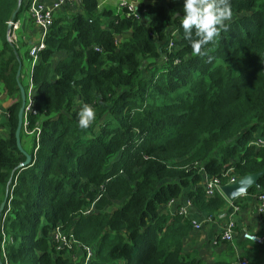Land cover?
I'll return each instance as SVG.
<instances>
[{"label":"trees","instance_id":"trees-1","mask_svg":"<svg viewBox=\"0 0 264 264\" xmlns=\"http://www.w3.org/2000/svg\"><path fill=\"white\" fill-rule=\"evenodd\" d=\"M77 3L55 13L33 66L35 113L20 133L31 162L18 168L16 73L32 59L6 33L30 2L13 18L18 0H0V84L11 100L0 139L1 264H76L81 247L94 251L90 264H197L183 247L192 226L166 205L185 195L215 215L225 202L206 197L203 174L264 171V148L249 145L264 137V0H230L232 18L203 55L179 29L182 0H139V19ZM85 104L96 118L81 129ZM258 184L247 194L264 192V176ZM57 228L77 244L51 250Z\"/></svg>","mask_w":264,"mask_h":264},{"label":"crops","instance_id":"crops-1","mask_svg":"<svg viewBox=\"0 0 264 264\" xmlns=\"http://www.w3.org/2000/svg\"><path fill=\"white\" fill-rule=\"evenodd\" d=\"M28 3L33 0H27ZM47 8H51L55 0H39ZM99 8L101 10H112L110 7L111 0H98ZM119 2V0H116ZM139 0H129L130 2L137 3ZM128 2V1H127ZM70 7V6H69ZM55 11V13L60 12ZM113 11V10H112ZM68 13V10H65V14ZM17 23L19 24V31L16 33V44L19 49V57L22 58V55L26 53L29 54V49L32 45H35L39 40L38 29L34 26L31 17L29 15L28 9L26 8L19 16ZM7 39V33H6ZM8 41V40H7ZM2 46L0 45V50ZM63 55H60L58 58H61ZM30 57V56H29ZM58 58L55 59V62L58 61ZM31 59V58H30ZM20 61V60H19ZM21 74L19 78V83L25 91L26 101L28 96L31 95V75L33 66L31 63H28V56L25 58L24 62L21 63ZM32 91V90H31ZM11 100L7 98L4 92V86L0 84V139L5 138L8 135L6 128H3L8 120L7 108L10 105ZM24 119V117H23ZM252 145V142L249 144ZM232 171L229 169V176L221 178H235L238 180L241 177H236L231 174ZM264 176V175H263ZM262 176V177H263ZM261 177V178H262ZM207 174H203V181L200 184L204 190L205 180L208 179ZM259 182V181H258ZM259 186V184H258ZM256 189V188H255ZM260 191V190H258ZM205 193V190H204ZM216 195V194H215ZM218 195V194H217ZM8 203V193H6ZM225 202V206L217 212L215 215L204 214L199 212L196 208L193 207L192 202L187 199L185 195H182L181 198L176 200V202H171L166 205V208L174 214L179 215V217L186 218L192 226L190 234L183 241L184 251L187 254L193 255L197 264H216V263H226V264H241L245 262L246 264H264V214L258 212V203L257 195L246 194L233 203H230L225 199L224 196L219 195ZM208 198V197H207ZM189 204V205H188ZM7 205V204H6ZM5 205V206H6ZM185 208L188 213H178V210ZM4 211V210H3ZM90 211L88 212V214ZM1 214V213H0ZM173 215V214H172ZM229 224L234 225V236L231 241H222L220 239L221 231ZM195 225H198V229L195 228ZM252 233L254 235H260L263 238L262 244H256L251 241H247L242 238L244 233ZM74 238V235L71 232H68ZM4 241L6 240L5 235L3 234ZM75 239V238H74ZM0 248V253L2 251L3 257L6 255V248L4 245ZM49 245L51 250L58 249V244L49 239ZM70 247H65L63 250L71 249ZM76 255V264H84V252L81 249H75ZM62 251V250H61ZM93 251V250H92ZM60 252V251H57ZM94 257V251H93ZM93 259V258H92ZM91 259V260H92ZM90 260V261H91ZM87 264H90L91 262ZM1 262V255H0ZM113 264H124L123 261H116Z\"/></svg>","mask_w":264,"mask_h":264},{"label":"built area","instance_id":"built-area-1","mask_svg":"<svg viewBox=\"0 0 264 264\" xmlns=\"http://www.w3.org/2000/svg\"><path fill=\"white\" fill-rule=\"evenodd\" d=\"M77 0H55L53 6L51 8H47L42 2L39 0H33L30 2L28 12L31 17V20L38 29L39 32V38L40 40L35 44L32 45L29 49V56L32 59L31 65L34 66V64L38 60L39 53L45 49V37L49 31V29L52 26L53 18H54V12L59 11L64 7L72 6ZM119 10L125 11L127 18H133V19H139L137 4L134 2H127L125 0H119ZM7 26L10 27V30L7 32V40L10 44L16 43V33L19 31V24L17 21H11L7 23ZM32 86L30 89L31 95L28 96V100L25 104V111H24V119H23V127L24 132L28 135L29 133L26 130V127L28 126L27 123V114L28 113H35L32 106ZM36 131V129H35ZM38 134H36V137ZM252 145L257 148H264V137H257L253 142ZM229 176V170L224 172L222 174V178ZM235 178H228V183L235 182ZM225 185L221 183V179L218 178H211L205 180L204 190L205 195L208 198L213 197L215 194L223 196L221 192V187ZM257 203H258V212L261 214H264V192L259 193L257 195ZM189 205V204H188ZM178 213H188V211L185 208H181L178 210ZM195 228L198 229V225H195ZM234 225L229 224L225 227L224 230L221 231L220 239L222 241H231L234 236ZM242 238L251 241L256 244H262L263 238L258 237L257 235H254L252 233H244L242 235ZM52 241L58 244L57 251H61L65 249V247H70L71 245H76V241L73 238V236L69 233H65L61 229L57 228L52 232ZM82 251L84 252V258L83 262L84 264H87L92 258H93V251L91 248L88 247H81ZM241 264H246L245 262Z\"/></svg>","mask_w":264,"mask_h":264},{"label":"clouds","instance_id":"clouds-1","mask_svg":"<svg viewBox=\"0 0 264 264\" xmlns=\"http://www.w3.org/2000/svg\"><path fill=\"white\" fill-rule=\"evenodd\" d=\"M177 16L179 29H182L193 54L203 55L202 49L215 41L232 18L230 0H182ZM95 118L94 109L85 104L77 114L78 126L87 129Z\"/></svg>","mask_w":264,"mask_h":264},{"label":"water","instance_id":"water-1","mask_svg":"<svg viewBox=\"0 0 264 264\" xmlns=\"http://www.w3.org/2000/svg\"><path fill=\"white\" fill-rule=\"evenodd\" d=\"M21 2H22V0H18V7L12 16L13 18H15L16 15L18 14ZM9 30H10V27L7 26V32ZM18 61H19V58H18ZM20 74H21V64L19 62V68H18V71L16 73V81L18 83V88L20 91L21 107H20L18 115H17L18 116V124H17V128L15 131V141H16L17 149L25 157V161L22 164H20L18 166V168H24V167L28 166L29 163L31 162V156L22 150L21 142H20V133H21V130L23 127V117H24L25 104H26V94H25L24 89L22 88V86L19 83ZM263 175H264V171L259 172V173H255V174H249V175H246L244 177H241L233 183H228V184L223 185L221 187V192L227 201H229L230 203H233L238 198L246 195L247 192L251 188H256L257 190H260V187L258 186V181L261 179V177ZM6 204H7V196L5 197V199L3 200V202L0 205V213L3 212ZM0 264H1V262H0Z\"/></svg>","mask_w":264,"mask_h":264},{"label":"rangeland","instance_id":"rangeland-1","mask_svg":"<svg viewBox=\"0 0 264 264\" xmlns=\"http://www.w3.org/2000/svg\"><path fill=\"white\" fill-rule=\"evenodd\" d=\"M125 1H128V2H129V0H125ZM134 3H135V2H134ZM135 4H138V2L135 3ZM78 6H79V4H78L77 2H75L72 6H70V10H74V9H75L76 7H78ZM118 6H119V2H118V1H116V0H111V2H110V7H109V8H111V9L114 11V13L120 11ZM67 8H69V7H67ZM74 13H76V12L69 13V15H72V14H74Z\"/></svg>","mask_w":264,"mask_h":264}]
</instances>
